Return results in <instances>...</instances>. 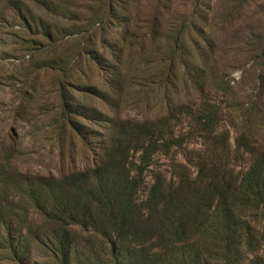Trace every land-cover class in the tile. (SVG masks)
<instances>
[{
	"label": "rangeland",
	"instance_id": "1",
	"mask_svg": "<svg viewBox=\"0 0 264 264\" xmlns=\"http://www.w3.org/2000/svg\"><path fill=\"white\" fill-rule=\"evenodd\" d=\"M204 42L212 55L201 61L215 73L210 89L183 90L180 83L177 94L167 82L175 71L168 52L200 57ZM189 73L198 76L193 67ZM260 73L264 0H0V215L23 231L36 213L20 192L25 181L98 165L119 141L132 149L140 123L157 117H168L162 129L175 136L170 153L178 163L211 167L229 185L232 172L249 166L247 150L258 151L241 136L264 148ZM170 95L174 102L164 107ZM249 108L259 113L255 123L241 121ZM151 183L146 173L139 197ZM238 213L263 240L264 215ZM151 245L144 249L154 257L159 242ZM219 248L212 264L234 253ZM249 257L243 251L240 260ZM0 264H9L3 251Z\"/></svg>",
	"mask_w": 264,
	"mask_h": 264
},
{
	"label": "trees",
	"instance_id": "2",
	"mask_svg": "<svg viewBox=\"0 0 264 264\" xmlns=\"http://www.w3.org/2000/svg\"><path fill=\"white\" fill-rule=\"evenodd\" d=\"M203 48L195 58L179 49L168 52L175 71L167 82L179 87L177 94L180 83L183 90L203 93L209 88L214 67H206L201 59L212 55L211 45L204 42ZM191 67L197 77L190 75ZM263 79L260 73L258 80ZM174 97L168 101L164 97L163 106L172 104ZM258 115L246 109L241 121L255 123ZM167 119L141 122L144 131L136 146L131 149L119 141L98 165L25 181L20 192L36 210L27 219L28 227L15 233L13 219L0 215V251L9 264H212L221 246L234 251L235 264H264V238L257 239L238 213L264 215V148L247 134L241 136L244 145L258 151L247 150L246 171L232 172L231 183L224 186L220 172L212 175L211 167L194 171V163L177 162L175 153H170L175 136L163 132L169 126ZM131 150L136 153L130 154ZM159 158L170 163L156 165ZM176 166L179 174L169 170ZM146 173L152 183L139 197ZM3 178L0 175V192ZM154 240L159 245L152 257L144 247L151 249ZM31 246L38 249V259L31 256ZM243 251L250 255L245 263L240 260ZM231 256L225 264H232Z\"/></svg>",
	"mask_w": 264,
	"mask_h": 264
}]
</instances>
